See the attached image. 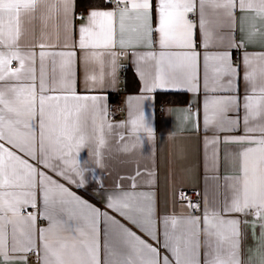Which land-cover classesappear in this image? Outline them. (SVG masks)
<instances>
[{"label":"snow or ice","instance_id":"obj_1","mask_svg":"<svg viewBox=\"0 0 264 264\" xmlns=\"http://www.w3.org/2000/svg\"><path fill=\"white\" fill-rule=\"evenodd\" d=\"M107 2L114 6L107 10L93 8L86 19L79 17L85 21L79 28L78 42L84 63L102 64L101 50H109L114 56L110 50L117 43L120 48L133 40L147 41L149 47L158 43L159 53L153 51L140 57L145 62L152 61L147 73L150 79H145L149 92L165 88L199 90L201 54L195 43L197 29L202 34V46L207 48L221 19L231 24L237 12L254 13L246 32L249 41L261 34L256 22H264V0ZM75 7L76 0H0V264H27L33 253L38 264H264V67L259 69L258 85L257 69L248 54L243 58V79L248 87L243 98L244 135L223 138L224 143L241 145L235 150L237 175L228 178L230 199L219 211L205 210L202 218H166L165 224L170 220L173 230L181 221L191 225L180 235L166 229L163 248L171 258L54 178L52 174L76 183L75 177H79L78 186L83 185L84 168L74 164L69 176L62 165H69L73 150L88 143L90 124L101 133L99 144L104 143L106 110L99 103L101 97L77 93L75 51L46 52L44 49L51 46L43 41L31 47L24 41L30 34L34 37L37 29L41 37L46 36L50 28L55 29L58 39L61 23L67 27L69 16L77 18ZM240 19L243 21L245 16ZM154 33L158 34L157 41L153 40ZM259 60L264 62V53ZM202 68L205 93H226L205 100V128L236 130L240 119L228 113L233 108L239 111V97L233 94L238 91L234 80L239 78V65L232 63L230 51L222 50L205 52ZM141 76L145 77V73L141 72ZM85 79L93 87L98 81L94 72L86 71ZM99 80L102 82L103 75ZM256 120L261 123L253 124ZM129 123L133 132L151 135L143 111L137 110ZM218 142V136L207 141L212 145ZM107 206L152 236L150 210L149 215H142L144 206L131 194L109 197ZM234 213L240 215L233 216ZM248 215L254 217L253 234L259 223L260 239L258 257L246 260L242 241L248 224L244 217ZM101 216L106 218L103 244ZM38 219L47 220V227H39ZM101 249L107 258H102Z\"/></svg>","mask_w":264,"mask_h":264},{"label":"crops","instance_id":"obj_2","mask_svg":"<svg viewBox=\"0 0 264 264\" xmlns=\"http://www.w3.org/2000/svg\"><path fill=\"white\" fill-rule=\"evenodd\" d=\"M107 7H95L100 10H107L114 5L105 0H101ZM89 9L84 13L86 19ZM80 13L76 11L75 15ZM244 15L245 19L241 21L240 17ZM254 13L242 14L236 13V21L229 23L227 19H221L213 29V39L208 47L202 46V34L199 29L196 31L195 43L200 55V81L199 90L196 92L187 89L165 88L155 89L151 92L146 90L145 79L150 77L147 73L151 71L152 61L147 62L140 59L148 53L155 51L159 53L158 43H153L149 47L147 41L133 42L120 48L119 44L110 51L115 55H110L109 50L102 56L100 62H90L85 65L84 53L79 49V28L85 22L84 20L72 19L69 16L67 27L61 23L59 38L55 29L50 28L49 34L41 37L39 29L35 36L31 34L24 41L25 46L31 47L33 44H39L43 41L50 45L48 51H75L74 68L76 69V91L81 95H93L101 97L100 104L106 110L103 128V144H99L101 133L98 128L89 125L87 134L88 143L80 147L79 150H73L71 162L67 167L68 175L71 176V167H82L84 171L83 185L78 186L79 177H75L76 183L69 179L57 177L55 179L63 183L71 192L80 197L94 208L99 209L101 213H107V217L115 218L121 224L130 228L147 243L160 249L162 255L171 253L163 248L165 241V231L175 232L180 235L184 228L191 227L190 224L181 221L173 230L171 222L165 224V219L175 216L178 220L189 217H203L205 210L209 213L219 211L226 199L231 196V177L237 175L236 149L241 145L233 143H224L223 138L229 136L244 135L243 117L245 115L243 103L244 95L248 90L247 84L243 79L245 66L243 58L248 54L253 58V67L257 69V84L261 83L259 69L264 67V62L259 60L261 53H264V22L257 21L261 34L254 40L249 41L246 38V32L249 30L250 20ZM118 38V36H117ZM153 40H158V34H153ZM235 45H240L235 47ZM67 46V47H66ZM228 50L232 54V63L239 65V78L234 80V85H238V91L233 94L239 97V111L233 108L228 115L236 119L239 117L240 123L234 131L220 132L216 128L204 125V103L213 95H224L226 93L209 91L205 93L203 87V55L205 52L213 54L218 51ZM37 52V66L39 64ZM59 59V58H58ZM46 64L50 63L46 61ZM12 67H17L14 61ZM130 70L138 81V91H127L126 75L121 78L120 68ZM86 71L94 72L98 81L95 87L91 82L86 84ZM145 73V77L141 76ZM103 75L102 82L99 77ZM59 69H57V77ZM224 78V83L226 84ZM122 82V83H121ZM120 87L126 89L124 97L121 98L119 105L122 108L123 118L113 119L111 117V100L115 98ZM212 87L211 82L209 88ZM170 94L171 99L158 98V95ZM139 101V103H137ZM143 111L146 122L151 127V135L143 131L133 132L129 123L135 113ZM100 121H97L99 124ZM261 123L260 120L252 122ZM111 125V128L108 127ZM258 134V133H257ZM220 137V142L215 145L207 143L213 137ZM123 137V139H121ZM99 152V157H97ZM99 159V163L97 160ZM183 190H201L204 196L203 214L192 213L189 206L179 200V194ZM124 193L131 194L134 201L139 202L145 208L142 215H149L152 220V236L147 231L141 229L136 224L131 223L120 215L119 212L107 206L109 197L121 196ZM40 210H43L42 202ZM239 216L240 214H232ZM248 224L244 226L245 237L242 241L245 252V259L249 256L258 257L257 249L259 247L260 228L256 224V232L253 234L252 222L254 217L248 215L244 217ZM104 216L100 217L99 230L100 241L103 244L105 240ZM39 227H47V220L38 219ZM111 228V220H108ZM153 236L157 239H153ZM251 250V251H250ZM102 258H107L103 249H101ZM27 264H38L37 260L27 259ZM251 264V261H249Z\"/></svg>","mask_w":264,"mask_h":264},{"label":"built area","instance_id":"obj_3","mask_svg":"<svg viewBox=\"0 0 264 264\" xmlns=\"http://www.w3.org/2000/svg\"><path fill=\"white\" fill-rule=\"evenodd\" d=\"M107 2V0H105ZM84 15L82 13H77L76 17L77 20H81L79 17ZM126 73V69L124 67L120 68V75L121 78L124 79ZM122 83V82H121ZM124 97V91L123 88L120 87L119 91L116 93L115 98H118L121 102V98ZM114 100V98H113ZM110 114L113 119H122L123 118V113H122V108L118 104L117 106H113L111 104L110 106ZM181 193H183V197L181 196ZM179 194V200L185 204H187L194 214L202 215L203 214V202H204V196L201 190H183ZM29 211L36 212V209H29ZM28 259L30 260H37L36 255L30 254L28 256Z\"/></svg>","mask_w":264,"mask_h":264},{"label":"trees","instance_id":"obj_4","mask_svg":"<svg viewBox=\"0 0 264 264\" xmlns=\"http://www.w3.org/2000/svg\"><path fill=\"white\" fill-rule=\"evenodd\" d=\"M102 1L101 0H76V11L82 13L84 15V13H86L89 9L91 8H95V7H107L106 5L101 4ZM126 87H127V91L129 90H133V91H138L139 89V85H138V81L135 78V76L133 75V73L126 69ZM123 91L125 93L126 89L123 88ZM165 98V99H171L173 96L170 94H159L158 98ZM172 100V99H171ZM120 103V100H118V98H114V100H111V104L113 106H117Z\"/></svg>","mask_w":264,"mask_h":264}]
</instances>
